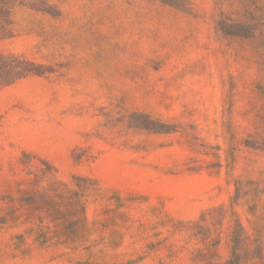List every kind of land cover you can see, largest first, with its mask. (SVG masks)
<instances>
[{
    "label": "rangeland",
    "instance_id": "obj_1",
    "mask_svg": "<svg viewBox=\"0 0 264 264\" xmlns=\"http://www.w3.org/2000/svg\"><path fill=\"white\" fill-rule=\"evenodd\" d=\"M0 264H264V0H0Z\"/></svg>",
    "mask_w": 264,
    "mask_h": 264
}]
</instances>
